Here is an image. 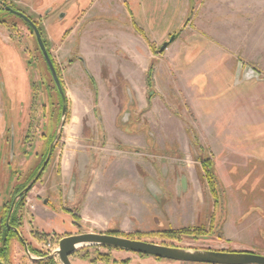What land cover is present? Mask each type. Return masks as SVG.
Masks as SVG:
<instances>
[{
	"label": "rangeland",
	"instance_id": "obj_1",
	"mask_svg": "<svg viewBox=\"0 0 264 264\" xmlns=\"http://www.w3.org/2000/svg\"><path fill=\"white\" fill-rule=\"evenodd\" d=\"M42 2L54 11L40 27L68 107L50 162L27 195L20 229L26 241L38 249L69 234L92 232L192 250L247 247L264 254V0L258 11L239 0H128L134 21L156 38L165 35L163 42L180 33V15L184 24L191 22L189 33L204 20L214 31L205 37L202 53L193 54L213 59L206 65L212 80L198 78L192 95L171 78L176 70L167 69L185 50L158 53L163 42H149L154 60L142 106L124 83L105 82L101 97L94 80L82 86L66 80L71 62L84 65L77 36L61 43L81 6L73 0ZM6 19L11 21L0 25V36L21 59L0 48V114L6 116L7 138L10 131L13 136L12 149L0 140V207L42 162L60 118V99L33 35L14 15ZM157 62L164 65L163 74ZM114 104L119 112H112ZM23 136L32 142L28 155H19L24 164L3 163L4 152L17 158ZM225 221L230 242L223 239ZM70 260L192 264L97 245L77 248ZM8 264L32 262L16 245ZM52 264H61L58 256Z\"/></svg>",
	"mask_w": 264,
	"mask_h": 264
},
{
	"label": "crops",
	"instance_id": "obj_2",
	"mask_svg": "<svg viewBox=\"0 0 264 264\" xmlns=\"http://www.w3.org/2000/svg\"><path fill=\"white\" fill-rule=\"evenodd\" d=\"M127 1H80L82 8L80 7L81 10L79 9V18L67 36L62 37L61 43L67 42L73 35L77 36L75 42H77V48L84 58V65L80 60L71 62L66 68V80L68 82H77L81 86L94 80L98 83L99 96L101 97L106 94L105 82L124 83V85L130 87L134 96L139 100L140 106H142L143 103H146L148 90L147 75L151 62L154 60L150 57L149 42H163L165 35L161 39L156 38L154 35H150L145 28L140 27L133 19L134 14L126 7ZM261 1L239 0V3L245 6V2H252L253 11H258L259 2ZM189 2L191 3V0ZM255 3L257 4L255 5ZM190 12L189 10L187 15ZM183 16L180 15L179 18V23L182 24L180 33L175 35L166 50L180 47V51L182 49L185 50V56H182L183 52L180 53L181 57H179L178 62H175V65L168 63L167 69L168 71L172 69L176 70V77L170 74L171 78L181 83L183 87L185 86L184 88L192 95L198 87L193 83H196L198 78L203 82L205 76L211 75L212 80L213 76L210 70L206 69V65L208 66L209 61H213V59L207 55L200 56V54L203 50L201 46H204L207 42L205 37L210 34L213 35L214 31L204 20L197 25L195 23V27H190L193 33H189L187 28L191 22L189 21L184 24ZM134 23L141 29L140 32L134 29ZM214 38L218 41H223L222 36ZM72 40L74 41V38ZM196 51H200V54L193 55ZM186 52L188 53L187 57ZM157 65L159 66H157V69L159 68L157 71L163 74L164 65L158 62ZM176 65L180 67L178 70L172 67ZM85 67L92 75V79L89 78ZM203 68H205V71H203ZM104 74L107 75V79H105ZM202 76L204 77L202 78ZM113 90L115 94V89ZM101 105L104 106L103 104ZM112 109L114 113L119 112L115 104ZM42 210L40 208V211ZM34 214L37 215L38 211H35ZM46 214L51 213L46 212ZM228 226L227 221H225L223 224V234L224 239L230 242V238L226 236Z\"/></svg>",
	"mask_w": 264,
	"mask_h": 264
},
{
	"label": "flooded vegetation",
	"instance_id": "obj_3",
	"mask_svg": "<svg viewBox=\"0 0 264 264\" xmlns=\"http://www.w3.org/2000/svg\"><path fill=\"white\" fill-rule=\"evenodd\" d=\"M69 0H63V4L67 3ZM62 4V5H63ZM73 4L77 6L80 5V0H73ZM43 7V8H41ZM39 10H41L39 12ZM66 10H68V7L64 9L62 12L60 11V21H63V19L66 16ZM18 13L24 14L26 17H28L38 28L39 33L41 35L42 41L47 49L46 42L44 41L43 37V31L41 30L40 24L43 23L44 20L50 19V17L54 14L53 7L49 6H43L42 0H0V25H5L8 24L9 19H6L8 14L14 15L17 19H19L24 25L29 29L30 33L33 35L31 27L23 21V19L19 16ZM38 19H35V18ZM79 18V16L76 18ZM56 19V18H55ZM51 22L53 19L50 20ZM35 39V37H34ZM36 42V41H35ZM0 48L3 50H8L9 54L12 56L20 58L19 52L15 46L12 48L11 45H8L6 41L3 40V38L0 36ZM48 51V49H47ZM49 53V51H48ZM163 53V52H161ZM50 55V53H49ZM51 57V56H50ZM21 59V58H20ZM52 59V58H51ZM53 61V59H52ZM54 64V61H53ZM55 66V64H54ZM56 68V67H55ZM57 71V69H56ZM1 89V88H0ZM56 89V88H55ZM57 91V90H56ZM58 94V92H57ZM58 97L60 99V117H61V109H62V100L60 95L58 94ZM67 103V99H66ZM68 107V105H67ZM67 114V110H66ZM6 116L4 114H0V140L3 143L9 144V148L12 149L13 146V136L12 132L10 131L8 134L7 138V133L9 131L8 129V124L6 122ZM60 120V118H59ZM66 120V117H65ZM64 120V124H65ZM64 126V125H63ZM6 135V136H5ZM23 148L17 153L16 157L11 155L9 157V154L4 152L3 155V163H7L9 166H12L14 163V166L16 165L17 167L21 166L24 164L26 161H19V155H28L27 153V148H31V141L28 142L29 138H25L23 136ZM52 143V141H51ZM50 143V144H51ZM50 146V145H49ZM49 146L47 147V152L43 155L42 162L37 165L34 170L32 171V174L30 178L23 184H18L14 185L13 191H12V196L9 201L4 202L1 207H0V248L3 245L4 240H8L10 238H13V245H12V250L11 254H13L14 249L16 248V245L22 246L24 254L27 256V258L30 260V262L37 261V260H44V259H54L56 255H53V253L57 250L58 248V242L61 239H58L54 244H52L48 249L45 248L44 245H38V251L39 253L34 252L33 246L30 245V241H26L25 237L23 236V233L20 232V229L23 228L24 226V212L23 209L25 205L27 204L28 201V193L31 191L32 187L40 181L42 174L46 170V167L48 163L50 162L53 146L51 149H49ZM15 161V162H14ZM18 169H15L14 172H17ZM46 201V202H44ZM48 199L44 198L43 202L44 204H47ZM31 207H34L31 205ZM74 221V220H73ZM75 224H77L76 221H74ZM77 234V233H76ZM72 235V234H69ZM224 239V238H223ZM33 241L34 238H31ZM227 241V240H226ZM16 244V245H15ZM164 245V244H161ZM167 246V245H165ZM173 247V246H172ZM247 248V247H245ZM243 249L241 247L236 248V249H230V248H225V249H195V250H212V251H225V252H247V253H253V254H258L255 253L253 250L250 249ZM189 249V248H188ZM120 250V249H119ZM126 251V250H124ZM131 252V251H128ZM134 253V252H132ZM138 254L140 256H143L144 254H139V253H134ZM259 255H264V254H259ZM149 256V255H145ZM153 257V256H150ZM156 260H167V259H162V258H156L153 257ZM172 262H186V261H176V260H170ZM186 263H192L196 264L197 262H186ZM198 264H208V263H198Z\"/></svg>",
	"mask_w": 264,
	"mask_h": 264
},
{
	"label": "water",
	"instance_id": "obj_4",
	"mask_svg": "<svg viewBox=\"0 0 264 264\" xmlns=\"http://www.w3.org/2000/svg\"><path fill=\"white\" fill-rule=\"evenodd\" d=\"M19 16L27 23L34 34L37 48L39 49L47 69L51 75L54 86L61 97L62 109L61 117L59 120V128L55 138L49 146H53L54 142L59 136L60 130L64 125L66 117L67 103L66 94L63 85L60 81L53 61L42 41L36 25L24 14L18 13ZM175 35L172 34L168 41H164L158 49V53L163 52ZM46 202V201H44ZM78 244L97 245L103 247H111L120 250L131 251L134 253L153 256L167 260L208 263V264H264V255L247 253V252H225V251H212V250H192L185 248H178L172 246H165L152 242H146L136 239H129L105 233H80L72 234L62 237L58 242V248L53 255L58 256L61 264H72L70 256L76 251ZM0 264H5L0 260Z\"/></svg>",
	"mask_w": 264,
	"mask_h": 264
},
{
	"label": "trees",
	"instance_id": "obj_5",
	"mask_svg": "<svg viewBox=\"0 0 264 264\" xmlns=\"http://www.w3.org/2000/svg\"><path fill=\"white\" fill-rule=\"evenodd\" d=\"M141 31V29H139ZM13 238H10L8 240H4L3 241V245L0 248V260L5 263L8 264V262L10 261V257H11V250H12V245H13ZM34 252L39 253V251L37 249H33ZM32 264H52V259H44V260H37V261H33Z\"/></svg>",
	"mask_w": 264,
	"mask_h": 264
},
{
	"label": "built area",
	"instance_id": "obj_6",
	"mask_svg": "<svg viewBox=\"0 0 264 264\" xmlns=\"http://www.w3.org/2000/svg\"><path fill=\"white\" fill-rule=\"evenodd\" d=\"M52 244H51V242L49 241V242H46V243H44V246H45V248L46 249H48L50 246H51Z\"/></svg>",
	"mask_w": 264,
	"mask_h": 264
},
{
	"label": "bare ground",
	"instance_id": "obj_7",
	"mask_svg": "<svg viewBox=\"0 0 264 264\" xmlns=\"http://www.w3.org/2000/svg\"><path fill=\"white\" fill-rule=\"evenodd\" d=\"M83 245H85V244H78L76 247L79 248V247H81Z\"/></svg>",
	"mask_w": 264,
	"mask_h": 264
}]
</instances>
